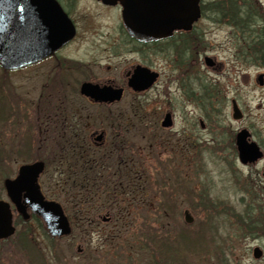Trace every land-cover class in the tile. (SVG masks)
I'll list each match as a JSON object with an SVG mask.
<instances>
[{"label": "rangeland", "instance_id": "1", "mask_svg": "<svg viewBox=\"0 0 264 264\" xmlns=\"http://www.w3.org/2000/svg\"><path fill=\"white\" fill-rule=\"evenodd\" d=\"M256 1L261 8L262 19H258L252 28L258 34L264 22V0ZM208 29H215L209 35L212 44H226L228 28ZM84 47L87 48L83 45L79 57L91 59V54L84 53ZM96 50L101 51L99 47ZM56 59L59 58L17 72L0 67V193L5 196L3 182L15 176L19 165L42 159L46 167L39 183L48 197L62 203L72 223L76 215L72 212H77L74 205L80 193L73 195L69 188L76 186L75 189H79L77 186L83 185V175L73 176L78 171L73 166L74 162L69 170L64 164H59L58 151L54 149L59 143L60 131V123L56 122L60 110V87L57 82L60 70ZM100 59L109 61L112 71L117 73L126 61L135 60L136 55L128 53L120 58ZM250 59L239 58L238 70L234 72L230 56L223 51L217 54V60L224 62L221 70L202 69L203 82L208 85L212 97L205 107L206 129L202 131L195 121L194 132L189 135V140L201 150L197 152L193 146L187 156L181 147L178 148L183 143L182 134L170 130L157 131L155 121L170 106L167 100L161 97L158 99L160 103L154 107L155 90L142 99L129 94L125 99L130 121L125 135L128 142L124 143V148L127 146L125 153L128 154H124V166L128 168L130 163L133 169L128 171V176L135 173L138 182H134L135 178L131 180L128 186H124L127 192L123 193L122 179L127 175L122 170L124 166L118 169L115 160L110 161L106 154H101L102 158H98L97 162L103 167H96L91 174L98 183L90 181L91 185L87 188L95 192L96 197L89 204L98 211H90L88 219L91 221L99 211L108 209L110 201H105L104 196L110 195H118L120 216L115 217L113 224L98 223L101 228L104 227L100 232H91L92 226L86 224L85 231L80 232L73 224L71 233L60 238L58 244L49 240L50 258L57 259L60 255V264H171L165 258H169V253L171 256L176 254L173 264H264V256L262 260L252 257L254 241L248 238L242 226L247 219L245 210L251 206L250 169L238 162L228 146L231 135L234 136L241 126H247L252 120L258 126L262 121L264 130V107L257 109L258 103L264 104V90L252 91L246 83L247 80L250 82L256 68L250 67ZM93 68L98 73V68ZM48 83L51 84L45 85ZM236 92L244 112V120L239 121L232 119L230 104L226 106V101ZM69 99L74 102L71 97ZM173 101L178 130L184 121L188 124L193 122V115L196 116L199 111L193 105L184 104L179 97H174ZM50 106L55 108L49 109ZM9 110L11 116L3 120ZM46 113L52 117L46 120L42 117ZM27 114L30 115L25 118ZM133 115L146 117L143 123H138L136 118L132 119ZM71 125L74 127L76 123ZM72 129H77L85 137L88 135L87 129L84 132L76 127ZM155 132L169 141L176 140V146L169 150L158 145ZM167 140L163 141L166 146ZM116 157L119 156H114V159ZM59 171L62 182L58 177ZM73 178L79 181L74 183ZM183 178L187 181H182ZM203 190L208 191L204 198L199 196ZM168 200L172 204L170 209L164 204ZM185 209L193 217L191 223L184 220ZM250 210L248 208V212ZM181 232L190 233L189 236L185 234L190 238L188 247L180 245L179 251L171 248L172 251L161 253L157 250L159 247L154 246L152 239L158 243L169 242L170 239L175 244ZM199 237L201 239L197 242Z\"/></svg>", "mask_w": 264, "mask_h": 264}, {"label": "flooded vegetation", "instance_id": "2", "mask_svg": "<svg viewBox=\"0 0 264 264\" xmlns=\"http://www.w3.org/2000/svg\"><path fill=\"white\" fill-rule=\"evenodd\" d=\"M55 1L60 8V45L36 62L8 71L26 70L47 62L49 59L59 58L55 62L59 64L57 68L60 70V78L57 81L60 87V110L57 116L59 119L56 121L60 123V131H58L59 143L54 149L57 148L59 164H64L69 170L74 162L73 166L78 168V171L73 176L79 177V173L83 175V185L77 186L79 189H75L76 186H74L75 188L72 186L74 189L69 188L73 195L80 193V198L76 199L74 205L77 212H72L76 214L72 223L62 203L55 198L48 197L39 183V177L46 167V163L42 159L33 161H41L44 164L37 182L44 200L55 202L62 208L70 226V233L73 224L75 229L79 228L80 232L85 231V224L89 227L92 226L91 229L89 228L91 232H100L104 227L101 228L98 223L113 224L115 217L120 216L119 203H117L118 195L104 196L105 201H110L108 209L104 212L99 211L90 221L88 219L89 212L97 210L96 207L90 205L91 200L96 196L95 192L89 191L87 188L91 185L90 181L98 183L94 176L91 177V174L93 175L92 172L97 169L96 167H103L102 163L98 164L97 162L98 158H102L101 154H106L110 161L115 160L118 169L124 166V154H128L125 153L127 146L124 148V143L128 142L125 135L130 121L129 108L125 104L127 96L129 94L137 95L142 99L155 90L154 107L160 103L158 99L164 97L170 106L155 121L158 126L157 131L170 130L182 134L183 143L178 148L181 147L187 156V152L194 146V143L189 140V135L194 132V126H196L193 123L197 121L202 131L206 129L204 119L207 116V111L205 107L210 103L212 97L208 85L203 82L202 69L206 71L221 70L224 67V62L217 60L218 53L224 51L230 56L231 70L234 72L238 70L236 65L240 64L239 58H251L250 67L256 68L253 76L249 79L250 82L247 80L246 83L252 87V91L255 89L264 90V22L258 36L254 33V29L251 30V34L243 35L240 31L242 0H169V9L174 18L181 24L190 22L189 28L175 29L170 36L165 38L142 41L130 36L124 27L123 7L119 2L111 4L101 0H84L83 4L82 0ZM252 1L259 7L252 13L257 21L262 17V11L259 3L256 0ZM162 4L165 5L163 0H139L138 6L144 14V10H155ZM195 8L197 9L196 13H194ZM256 21L251 24L253 27L256 26ZM208 27L228 28L226 44L223 46L222 44H212L209 35L215 29L209 30ZM257 37L262 41L260 45L253 42ZM83 45L87 46V50L84 47V53L91 54V59L79 57V51ZM258 46L262 48L260 51H258ZM97 47L101 49L100 52L96 50ZM128 53L135 54L136 59L131 62L126 61L122 65L121 71L117 70V73L112 71L113 66L109 61H100V58L109 60L110 58H120ZM0 67L4 69L1 63ZM93 67L98 68V73L92 70ZM137 69H141L152 78L150 85L139 91H135L129 85V80ZM84 83L97 86L98 89L119 90L120 98L96 99L91 95H86L81 92V86ZM50 84L45 85L49 86ZM173 92L175 93L173 94ZM70 97L74 99V102L69 99ZM174 97H179L184 104L197 107L199 111L196 116L193 115L195 117L193 122L188 124L187 121H184L178 130L176 129L177 113L173 106ZM238 97L239 94L236 92L226 101V106L229 104L231 106V117L233 107H238L241 113L240 118H232L237 121L244 118ZM262 107L264 104L258 103L257 109L262 110ZM38 108L39 106H37ZM54 108L55 106H52L49 109ZM11 110L5 112L3 120H6L8 115L11 116ZM166 114H169L170 123L163 126L162 122ZM28 115L30 114L24 115V117L27 118ZM42 117L47 120L52 116L46 113ZM145 117L146 115H133L132 119L136 118L138 123H143L142 120ZM74 123L76 125L73 127L71 124ZM261 124H263L262 121L258 126L257 122L252 120L247 126H241L234 136L231 135L228 145L238 162L250 169L248 176L252 194L251 210L247 213L249 227L243 228L247 231L248 238L254 241L252 257L255 260H262L264 256V130ZM75 127L82 132L87 129V139L84 134L77 132V129L73 131L72 128ZM241 130L248 132L246 140L256 147L253 159L245 164L239 161L235 145V136ZM158 134L155 132L158 145L169 148V150L176 146V140L169 141ZM164 140H167V146L163 144ZM194 147L197 152L201 150ZM27 150L28 148H26ZM116 155L119 157L114 159ZM132 169L130 163L128 168L126 166L122 168L124 174H127L124 177L122 174L120 176L123 177L122 182H124L123 193L127 192V189L124 190V186H128L129 180L133 181L135 178L138 182L135 173H131V177L128 176V171ZM58 177L60 179V171ZM78 181L79 179L73 178L74 183ZM4 191L5 196L0 193V201L7 204L11 232L0 237V264H60V255L57 259L50 258L48 242L51 240L58 244L62 237L52 236L49 233L44 220L32 210V207L25 201L23 193L20 195L19 205H17L7 195L5 188ZM87 193H90L89 196L86 195ZM19 208L22 209V212ZM102 209L103 207H101ZM254 248L260 250L259 258L254 257Z\"/></svg>", "mask_w": 264, "mask_h": 264}, {"label": "water", "instance_id": "3", "mask_svg": "<svg viewBox=\"0 0 264 264\" xmlns=\"http://www.w3.org/2000/svg\"><path fill=\"white\" fill-rule=\"evenodd\" d=\"M104 3L119 2L123 7V24L130 36L142 40H157L171 35L175 29H188L190 22L181 24L169 9V0L155 10H144L138 6L139 0H101ZM195 7V6H194ZM197 9H194V13ZM197 17V16H196ZM195 18V17H194ZM183 23V22H182ZM264 38V26H263ZM60 45V8L55 0H0V63L13 69L28 65L44 57ZM152 78L137 69L129 80L135 90H142L150 85ZM81 92L96 99H119L120 91L111 88L98 89L97 86L84 83ZM237 106L233 107L232 118H240ZM169 114L163 120V126L169 125ZM248 132L239 131L235 136V145L241 163L251 161L255 145L246 140ZM44 164L36 161L21 165L17 176L4 180L7 195L19 205L23 193L25 201L32 210L44 220L52 236H63L70 232V226L62 208L55 202L46 201L37 183ZM22 212V209L19 208ZM184 220L193 221L188 210H184ZM9 231V232H8ZM11 232V221L7 204L0 201V237ZM253 255L259 258L260 250L254 248Z\"/></svg>", "mask_w": 264, "mask_h": 264}, {"label": "trees", "instance_id": "4", "mask_svg": "<svg viewBox=\"0 0 264 264\" xmlns=\"http://www.w3.org/2000/svg\"><path fill=\"white\" fill-rule=\"evenodd\" d=\"M254 9H259V7L258 6H256L255 4H254V2L252 1V0H242V4H241V25H240V31H241V33L243 34V35H245V34H247V35H249V34H251L252 33V31L251 30H253V26L251 25V24H253V22L254 21H256V19L252 16L253 14V10ZM258 31H260V29H257ZM255 33V32H254ZM259 34V33H258ZM258 34H256L257 36H258ZM255 44H257V45H260L261 44V40L257 37V39L255 40V41H253ZM262 48H259V46H258V51H260ZM0 120H2L1 119V117H0ZM20 152V151H19ZM0 157H1V153H0ZM182 181H187L185 178H183L182 179ZM129 182H131V180H129ZM135 183H137V179H135V181H134ZM199 196L200 197H202V198H204V197H206L207 196V194H208V191H206V190H203L202 192L200 191L199 192ZM164 204L166 205V207L167 208H169L170 209V207H172V204H171V202L168 200V201H165L164 202ZM248 208H250L249 206L247 207V209L245 210V217H247V219H244L245 220V222H244V224L245 225H242V226H244V227H246V228H248L249 227V225H248V222L247 221H249V219H248V216H247V213H248ZM238 219V218H237ZM189 232H181V235H179L177 238H178V242L176 241V243L175 244H172L171 243V241H170V239H168L169 240V242L168 241H166V242H157V240L156 239H152L153 240V243L155 244L154 246H156V248L157 247H159L157 250L158 251H160L161 253H167V252H170V251H172V249H174V248H176L177 249V251H179V248H180V245L182 246V245H185V246H189L188 244H189V239L190 238H187L186 236H189V234H188ZM185 234H186V236H185ZM246 234H248V233H246ZM199 239H201V237H199L198 239H197V242H198V240ZM194 244H196V242L194 243ZM191 247V246H190ZM172 248V249H171ZM159 249H164V251H161V250H159ZM176 255V254H175ZM175 255L174 256H171L169 253H168V257L169 258H167V256L165 257L166 259H168V261L171 263V264H173L174 263V261H175ZM173 262V263H172Z\"/></svg>", "mask_w": 264, "mask_h": 264}]
</instances>
